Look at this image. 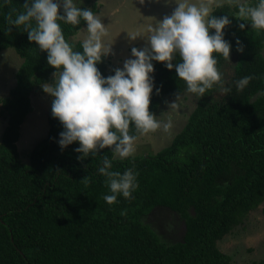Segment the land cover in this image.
Instances as JSON below:
<instances>
[{
  "label": "trees",
  "instance_id": "trees-1",
  "mask_svg": "<svg viewBox=\"0 0 264 264\" xmlns=\"http://www.w3.org/2000/svg\"><path fill=\"white\" fill-rule=\"evenodd\" d=\"M25 2L11 0L0 7V51L11 48L21 59L14 87L0 97V118L6 121L0 139V264H231L217 243L264 203V31L247 24L239 29L234 6L215 10L232 21L224 29L229 56L238 55L225 87L231 91L218 101L208 99L214 86L198 96L168 146L113 161V170L121 172L135 166L139 187L132 199L118 196V203L108 205L103 196L109 190L97 169L111 151L105 148L78 160V143L61 150L56 141L63 129L51 114L52 101L46 136L27 161L19 155L21 125L32 109L30 95L50 82L55 71L23 26L8 31L6 14L11 8L23 11ZM60 25L70 40L84 22ZM237 39L243 52L237 51ZM73 43L81 50L79 41ZM216 58L220 68L226 58ZM178 61L177 56L173 63ZM153 65L149 111L155 113L165 96L187 91L175 68ZM97 67L105 77L116 69L103 57ZM249 74L254 79L237 90L234 82ZM129 132L137 138L142 134L131 125ZM161 213L164 217H157ZM168 213L182 219L177 242L166 239ZM251 264H264V258Z\"/></svg>",
  "mask_w": 264,
  "mask_h": 264
},
{
  "label": "clouds",
  "instance_id": "clouds-1",
  "mask_svg": "<svg viewBox=\"0 0 264 264\" xmlns=\"http://www.w3.org/2000/svg\"><path fill=\"white\" fill-rule=\"evenodd\" d=\"M10 3L11 0H0V7ZM165 3L175 4L170 15L161 20L151 17L154 23L127 33L130 41L146 38L147 46L132 47L131 58L107 77L97 65L102 57L112 54V45H105L107 27L91 9L78 7L75 0H26L23 11L17 13L11 8L6 14L8 31L23 26L28 40L46 52L47 64L55 70L53 82H45L41 87L52 97L51 114L62 125L56 141L61 150L78 143L74 149L80 154L78 160L105 148L111 151L110 158L102 156V166L97 169L105 177L109 190L103 196L108 205L118 203V196L132 199L139 187L135 166L123 172L113 170V161L134 159L137 136L130 134V125L141 133L160 126L149 111L155 87L153 61L163 63L169 70L175 68L186 91L203 96L222 79L217 55L229 59L231 50L224 29L232 21L228 15L217 16L215 10L225 4L234 6V16L241 21L239 29H245L247 24L257 32L264 31V0H165ZM81 21L83 28L77 29L71 41L66 39L60 22L76 26ZM82 34L81 50H75L72 41ZM236 44L237 51L243 52L238 39ZM177 56L179 61L174 64ZM253 79L249 74L234 83L237 90H242ZM221 90L228 93L231 88ZM156 92L159 93V88ZM124 214L122 211L121 215Z\"/></svg>",
  "mask_w": 264,
  "mask_h": 264
},
{
  "label": "rangeland",
  "instance_id": "rangeland-1",
  "mask_svg": "<svg viewBox=\"0 0 264 264\" xmlns=\"http://www.w3.org/2000/svg\"><path fill=\"white\" fill-rule=\"evenodd\" d=\"M75 2L78 7L91 9L107 27L104 43L112 45V54L103 58L109 59L116 68H122L124 61L131 58L132 47L139 49L147 46L146 38L130 41L127 33L136 31L148 23H154L155 21L151 17L161 20L172 12L168 8L169 4H165V0H83L82 4L80 0H75ZM83 38L82 34L79 39L73 42ZM237 57L238 55H231L221 64L219 70L222 73V79L214 84L215 89L209 95V100L218 101L224 96L221 89L231 81ZM19 63L20 57L13 49L0 51V97L8 95L14 87V74ZM53 80L52 73L48 83ZM41 86L36 87L30 95L32 109L30 114L26 115V120L21 128V136L17 142L19 155L24 161H27L28 153L34 145L46 136L49 128L47 115L52 97L45 93ZM197 99L198 96L188 92L165 96L159 104L158 110L153 113L160 121V126L140 134L135 143L134 156L154 154L168 146L174 135L186 123L187 116L195 107ZM165 124L170 126L166 128ZM5 126L6 121L0 118V139ZM169 214L166 215V219L169 220L171 228H168L166 233L170 231L167 234H171V236L166 234L167 237H165L169 242H177L182 234V219L178 216L171 219ZM159 216L164 217L162 213L161 215L157 214V217ZM217 246L221 252L230 256L231 264H251L253 261L264 258V203L251 211L243 223L223 237Z\"/></svg>",
  "mask_w": 264,
  "mask_h": 264
},
{
  "label": "crops",
  "instance_id": "crops-1",
  "mask_svg": "<svg viewBox=\"0 0 264 264\" xmlns=\"http://www.w3.org/2000/svg\"><path fill=\"white\" fill-rule=\"evenodd\" d=\"M166 4V3H165ZM174 7H175V4H169V7L168 8H170V10H173L174 9ZM20 63H21V59H20ZM19 63V64H20ZM17 70V69H16ZM4 128V127H3Z\"/></svg>",
  "mask_w": 264,
  "mask_h": 264
},
{
  "label": "flooded vegetation",
  "instance_id": "flooded-vegetation-1",
  "mask_svg": "<svg viewBox=\"0 0 264 264\" xmlns=\"http://www.w3.org/2000/svg\"><path fill=\"white\" fill-rule=\"evenodd\" d=\"M109 31H110V29H108ZM104 39H105V37H104ZM263 53H264V48H263Z\"/></svg>",
  "mask_w": 264,
  "mask_h": 264
},
{
  "label": "bare ground",
  "instance_id": "bare-ground-1",
  "mask_svg": "<svg viewBox=\"0 0 264 264\" xmlns=\"http://www.w3.org/2000/svg\"><path fill=\"white\" fill-rule=\"evenodd\" d=\"M112 1V0H111ZM110 2V1H109ZM117 2V1H116ZM111 3V2H110ZM108 5V4H107ZM115 5V4H114Z\"/></svg>",
  "mask_w": 264,
  "mask_h": 264
}]
</instances>
